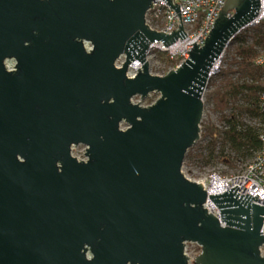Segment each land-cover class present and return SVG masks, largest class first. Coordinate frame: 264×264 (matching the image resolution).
Listing matches in <instances>:
<instances>
[{"label": "water", "instance_id": "water-1", "mask_svg": "<svg viewBox=\"0 0 264 264\" xmlns=\"http://www.w3.org/2000/svg\"><path fill=\"white\" fill-rule=\"evenodd\" d=\"M152 1L0 0V264H187V242L201 247L194 264H264L257 196L209 195L219 221L182 174L209 69L259 2L225 0L203 45L156 76L149 44L186 35L149 29ZM149 93L153 104L131 103Z\"/></svg>", "mask_w": 264, "mask_h": 264}, {"label": "trees", "instance_id": "trees-1", "mask_svg": "<svg viewBox=\"0 0 264 264\" xmlns=\"http://www.w3.org/2000/svg\"><path fill=\"white\" fill-rule=\"evenodd\" d=\"M234 37L230 61L205 96L206 104L212 106L223 128L210 119L202 121L199 141L187 151L184 165L220 164L228 170L237 169L261 150L259 136L264 128V115L260 95L264 92V67H257L255 60L264 54V25L246 28ZM157 59L166 64L165 72L177 64L161 53ZM196 146L198 152L193 154Z\"/></svg>", "mask_w": 264, "mask_h": 264}, {"label": "built area", "instance_id": "built-area-1", "mask_svg": "<svg viewBox=\"0 0 264 264\" xmlns=\"http://www.w3.org/2000/svg\"><path fill=\"white\" fill-rule=\"evenodd\" d=\"M224 1L225 0H171L169 4L174 7L179 5V13L181 16L180 22V16L176 14L174 9L170 8V6L166 4V1L153 0L151 3L152 8L147 10L144 16L145 23L149 29H152L153 31L156 30L160 33L162 32L165 35H170L173 30L178 31V25L182 24L183 32L186 37L183 39H180V37L176 38L177 40L167 45V47H164V44L161 41L149 44L147 50L145 51V60L150 64V67L151 61L160 63L157 59V55L161 53L164 54L167 59L177 62L176 65L169 66L167 72L178 68L179 65L188 58L187 52H190V49L193 47V43H195V45H199L198 47L203 45L207 35L212 30L213 26L211 25L214 23V20L218 18V13L225 4ZM258 2L259 7L256 18L253 19L250 24L251 26L249 27H255L259 24L264 25V0H258ZM85 49L88 52V50L91 49L90 45L85 44ZM124 61V55L118 57L114 62L116 68H121ZM255 65L257 67H264V54L257 57ZM141 66L142 64L139 61L134 60V62H132L128 67L126 72L127 77L133 79L136 76L135 74L137 70L140 69ZM5 67L8 71L13 70V62L6 61ZM165 68L166 66L163 64V68L158 69V73L155 75H166L167 72H165ZM153 94L154 93H149L145 100L135 96L131 100V103H138L143 107H147V105L153 104L158 99L155 98L151 100V96ZM260 101L261 111L264 115V92L260 95ZM125 128L126 126L124 127L123 124L120 125L121 130H125ZM219 128L222 129L223 127L220 126ZM259 137L261 141V150L252 157L251 161L247 163L240 174L220 175L217 173H211L207 174L204 178L193 179L190 176V171H186L187 168L185 169V167H187L186 164H183L182 174H184L188 180L203 185L207 199L202 207L206 209L207 214H212L219 221L221 219L220 210L215 206L209 195H219L236 186L239 188L235 192L239 196H246L247 194L251 197L257 196V200H253L251 202L264 207V128L262 129ZM80 146L82 147L81 150L77 151V149H73L71 151L72 155L79 161H86L87 157L84 155L86 147L84 145ZM222 225L223 223H221V226ZM261 228V233L264 235V223ZM200 252L201 247L199 245L187 242L183 251V254H185L188 259L187 264H194V261L196 257L199 256ZM262 254H264L263 250Z\"/></svg>", "mask_w": 264, "mask_h": 264}, {"label": "rangeland", "instance_id": "rangeland-1", "mask_svg": "<svg viewBox=\"0 0 264 264\" xmlns=\"http://www.w3.org/2000/svg\"><path fill=\"white\" fill-rule=\"evenodd\" d=\"M246 28H251V27H245L244 29L240 30L238 33L244 32V30ZM233 42H234V38L228 43V45L226 47V50L224 52V55H223V57L221 59L222 61H221L220 65H219L218 69L215 71V73H213V75L210 76V78L208 80L207 87H206V89L203 92V95H204L203 96L204 111H203V115H202V117H203L202 121L210 119L214 124H217L216 126L218 128L220 127L219 126V124H220L219 123V117H218V115L216 113L215 114L213 113L212 106L206 104L205 96H206L207 92L209 91L210 85L214 82V80L217 79V75L220 72V70L225 68V66H227V61H230L229 60L230 59V55L229 54H230V52L233 49V47H232V43ZM159 62L160 63H157L156 61H151L150 62L151 63V67H150L151 74H154V75L157 74L158 73V69L163 68V64L166 65L161 60H159ZM158 75H160V74H158ZM151 97H152L151 100H153L155 98H158L159 96L153 94ZM201 144L203 145L204 143L202 142ZM198 147L199 146L194 147V150H192L193 154L198 152L197 151ZM79 150H81V148H79ZM247 163L240 164L237 169H229V170L226 167H224V166H222L220 164H217V166H211V165L207 166L206 165L204 167H201L199 165H191V166L186 165L187 167H185V169L187 168L186 171H188V170L190 171V176L193 179H201V178H204L207 174H211V173H217V174H220V175L240 174L241 171H243V169L247 165ZM262 250H263V253H264V247L262 248Z\"/></svg>", "mask_w": 264, "mask_h": 264}, {"label": "bare ground", "instance_id": "bare-ground-1", "mask_svg": "<svg viewBox=\"0 0 264 264\" xmlns=\"http://www.w3.org/2000/svg\"><path fill=\"white\" fill-rule=\"evenodd\" d=\"M230 41H231V39L228 40V41L225 43V45H224L223 49L221 50L220 54L217 56V58L215 59V62L213 63V65H212L211 68L209 69L210 76L213 75V73H215V71L218 69V67H219V65H220V63H221V61H222L221 59H222V57H223V55H224V52H225V50H226V47H227V45H228V43H229Z\"/></svg>", "mask_w": 264, "mask_h": 264}, {"label": "flooded vegetation", "instance_id": "flooded-vegetation-1", "mask_svg": "<svg viewBox=\"0 0 264 264\" xmlns=\"http://www.w3.org/2000/svg\"><path fill=\"white\" fill-rule=\"evenodd\" d=\"M89 51V50H88ZM87 52V51H86ZM13 66H14V63H13ZM79 148H82L80 145H77V146H72L71 147V151L73 150V149H77V151H80L79 150ZM71 156L72 157H74L73 155H72V152H71ZM75 158V157H74ZM76 159V158H75ZM77 160V159H76ZM78 162H82V160L81 161H79V160H77Z\"/></svg>", "mask_w": 264, "mask_h": 264}]
</instances>
